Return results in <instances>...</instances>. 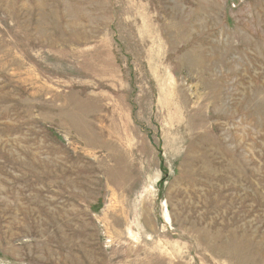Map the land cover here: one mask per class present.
I'll return each mask as SVG.
<instances>
[{
	"label": "rangeland",
	"instance_id": "rangeland-1",
	"mask_svg": "<svg viewBox=\"0 0 264 264\" xmlns=\"http://www.w3.org/2000/svg\"><path fill=\"white\" fill-rule=\"evenodd\" d=\"M0 264H264V0H0Z\"/></svg>",
	"mask_w": 264,
	"mask_h": 264
},
{
	"label": "bare ground",
	"instance_id": "bare-ground-1",
	"mask_svg": "<svg viewBox=\"0 0 264 264\" xmlns=\"http://www.w3.org/2000/svg\"><path fill=\"white\" fill-rule=\"evenodd\" d=\"M123 180V179H122Z\"/></svg>",
	"mask_w": 264,
	"mask_h": 264
}]
</instances>
